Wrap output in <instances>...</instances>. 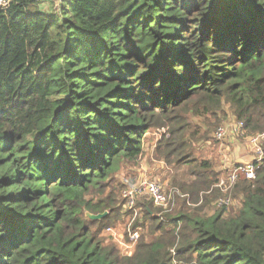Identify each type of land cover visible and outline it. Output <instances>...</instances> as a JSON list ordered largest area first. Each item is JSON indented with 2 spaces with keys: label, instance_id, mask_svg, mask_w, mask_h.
<instances>
[{
  "label": "trees",
  "instance_id": "1",
  "mask_svg": "<svg viewBox=\"0 0 264 264\" xmlns=\"http://www.w3.org/2000/svg\"><path fill=\"white\" fill-rule=\"evenodd\" d=\"M3 1L0 264H264V159L232 190L239 210L208 217L218 192L200 193L221 173L171 126L190 102L229 104L264 132V0H60L52 13L41 10L50 0ZM153 129L191 198L178 194L163 216L149 203L126 255L99 236L112 198L87 195L142 157Z\"/></svg>",
  "mask_w": 264,
  "mask_h": 264
},
{
  "label": "rangeland",
  "instance_id": "2",
  "mask_svg": "<svg viewBox=\"0 0 264 264\" xmlns=\"http://www.w3.org/2000/svg\"><path fill=\"white\" fill-rule=\"evenodd\" d=\"M5 4L6 2L0 0V7ZM42 4V11L47 13L57 12L60 6V0H50L48 2H43ZM197 110L198 112H196L192 102L184 105L183 108L179 109L174 122L172 121L171 126L172 128H175L174 126L176 124H178V126L183 125L181 132L185 134L184 138L189 140L191 143V154L194 155V153H196L193 150V147H195L198 150L197 154L205 156V154L202 152H205L206 150H203V148L200 147L202 146L201 143L204 141L210 142L211 146H215L230 141L226 140L224 142H219L215 140L214 133L221 126H229L230 124L235 123L238 118L229 104H223L221 109L217 111H205L207 109H204L203 107L198 108ZM166 129L168 131L169 128ZM253 134L255 133H249L247 130L246 135L235 137V141L239 142L240 144H244V142L248 143V135ZM159 137L160 134L158 129L150 130L144 141L146 152L143 154V156L135 162L123 160L118 171L111 176L110 180H108L105 193H100L98 190L92 189L87 195V199H93L96 202L100 200L108 201L112 198L110 206H114V208L116 207L117 211L112 215L111 224L107 225L99 236L106 243L111 242L116 244L122 250L123 254L126 255H131L136 245V243L130 244L129 238L127 236L128 230L133 228L135 224H143L144 210L149 203L152 204L148 197L138 196L136 210H131L127 207H124L123 205L126 204L127 200L125 197L126 192L138 188L143 182L142 180L145 178H148V180H159L163 184H166L168 188L175 187L173 186V179L176 176L178 170L171 168L168 169L166 164L167 161L164 155L161 154L163 150L159 149L158 151V147H156L159 144ZM250 154L251 156L253 155L251 151ZM151 164H154L157 170L156 172H153V176H141L140 174H143L142 170H145V167L148 168V165L150 166ZM169 165H171V163H169ZM241 202V198H238L233 205H231L229 208L222 209L221 212H224L225 214L236 212L241 207ZM152 208L156 209L157 207L152 206ZM190 208L195 207L190 206ZM87 212L88 211H86V214ZM203 213L205 215H211L209 213V209L207 208H204Z\"/></svg>",
  "mask_w": 264,
  "mask_h": 264
},
{
  "label": "built area",
  "instance_id": "3",
  "mask_svg": "<svg viewBox=\"0 0 264 264\" xmlns=\"http://www.w3.org/2000/svg\"><path fill=\"white\" fill-rule=\"evenodd\" d=\"M246 131L247 130L243 121L237 120L235 123L230 124L229 126L219 127L214 133V138L219 142H224L226 140L234 139L240 135H246ZM248 137V144L251 148V152L253 153L252 156H254L253 161L248 163H234L229 168L226 177L221 178L210 191L201 194V196H204V194H211L213 193V189H216L219 195L214 204L219 209L229 208L234 203L232 190L235 188L239 180L247 179L251 182L255 180L258 165L264 159V132L248 135ZM142 181L143 182L138 188L126 192L125 197L127 200L126 204L123 205L124 207H127L131 210H136L137 197L145 196L151 200L155 207L162 210L160 215L163 216V214L172 212L173 209L177 207L178 200L176 196L178 194L181 196H186L175 187H166V185L159 180H148V178H145ZM202 202L203 199H201L198 204H196V206L201 205ZM189 203V205H193L192 202ZM128 233L130 244L136 243L140 238L141 228H130Z\"/></svg>",
  "mask_w": 264,
  "mask_h": 264
},
{
  "label": "crops",
  "instance_id": "4",
  "mask_svg": "<svg viewBox=\"0 0 264 264\" xmlns=\"http://www.w3.org/2000/svg\"><path fill=\"white\" fill-rule=\"evenodd\" d=\"M235 140L236 139L234 138V139H232L226 143H222L220 145H215V146H211L210 142L204 141L201 143L202 146H200V147L203 148V150H206L205 153L208 154L209 159H211L212 162L214 163V171L218 174L221 173L220 179L227 176L229 168L234 163H237V162H247L248 163V162H252L254 159V156H251V154H250L251 148H250L249 144L246 142H244V144H240L239 142H236ZM238 141H240V140H238ZM145 168H146L145 170L144 169L142 170L143 174H140L141 176L144 175V177H147L148 175L153 176V172L157 171L154 164H151L150 166L148 165V168L147 167H145ZM175 179L181 180L182 175H180L179 177L175 176L173 179V182ZM188 179L192 180L193 176L186 174L184 176V181L185 180L189 181ZM179 190L182 192V194L184 193V195H186V196L189 195V198H191L189 193L183 192L180 188H179ZM213 192H214V189H213ZM204 193H206V192H204ZM201 194H202V192L200 193V195ZM216 196L205 207V208L209 209V213L211 215H213L217 211H219V209L214 204L215 200L217 198ZM238 198H241V196L238 195V196L234 197V203L237 201ZM197 202L198 201H194V202H192L193 205H188V206H194L195 207ZM186 204H187V202H186ZM203 212H204V210L202 211V213ZM211 215H207V216L209 217Z\"/></svg>",
  "mask_w": 264,
  "mask_h": 264
},
{
  "label": "water",
  "instance_id": "5",
  "mask_svg": "<svg viewBox=\"0 0 264 264\" xmlns=\"http://www.w3.org/2000/svg\"><path fill=\"white\" fill-rule=\"evenodd\" d=\"M106 214H107V211L104 212V213H102V214H92V213L87 212L86 215H87L90 219H94V220H96V219H101L102 217L106 216Z\"/></svg>",
  "mask_w": 264,
  "mask_h": 264
}]
</instances>
